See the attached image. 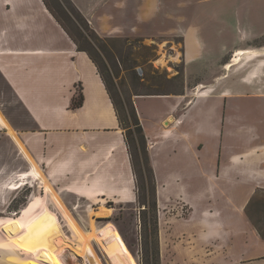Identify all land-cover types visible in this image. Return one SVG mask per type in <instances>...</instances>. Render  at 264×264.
Returning a JSON list of instances; mask_svg holds the SVG:
<instances>
[{"label":"crops","instance_id":"1","mask_svg":"<svg viewBox=\"0 0 264 264\" xmlns=\"http://www.w3.org/2000/svg\"><path fill=\"white\" fill-rule=\"evenodd\" d=\"M117 4L118 11H112L111 18L109 12L97 11L93 23L88 8L80 6V10L98 33L109 30L129 38H180L186 94L208 93L194 99L188 108L192 116L180 114L181 102L168 99H161L165 101L163 110L145 116L140 100L135 102L144 132L151 139V166L161 190L187 196L196 191L198 199L201 191H209L213 206H237L231 192L238 191L237 201L243 203L240 213L246 214L255 193L264 191V70H245L252 83L233 81L227 71L235 67L228 68L229 58L239 52H263L264 0H188L186 4L163 0L158 9L152 0H117ZM95 9L100 10L97 5ZM0 82L11 90L34 125L31 131L17 133L0 112V130L18 147L19 156L29 161L31 170L6 172L3 167L0 174L4 172L6 181L22 177L31 183L25 187L36 189L45 180L53 191L64 185L65 190L77 191L76 195L86 200L117 190L113 184H119L120 179L125 181L122 187L133 192L132 173L113 176L120 166L117 151L123 138L99 69L87 52L77 49L44 0H0ZM79 92L83 104L73 109ZM159 116L174 117V124L165 128ZM186 117L194 119V130L186 128ZM156 147L157 158L151 150ZM183 158L202 176L195 187L190 186L188 172L172 166V161L179 163ZM39 173L46 178H40ZM104 180L107 186H103ZM15 183L12 190L23 188ZM43 187L58 207L67 205ZM65 217L71 221L67 213ZM225 229L214 233L225 242L228 239L230 245L223 247V252L230 255L234 250V255L241 256L243 250L232 248V235ZM229 264L253 262L240 257ZM256 264H264V260Z\"/></svg>","mask_w":264,"mask_h":264},{"label":"rangeland","instance_id":"2","mask_svg":"<svg viewBox=\"0 0 264 264\" xmlns=\"http://www.w3.org/2000/svg\"><path fill=\"white\" fill-rule=\"evenodd\" d=\"M152 1L158 9L163 0ZM175 1L167 0L172 4ZM44 2L69 33L77 49L90 55L106 80L119 110L117 115L123 138L117 151L120 166L113 171V176L132 173L133 192L124 189L125 181L120 179L119 184H113L119 187L117 190H106L105 196L99 199H81L76 195L79 192H69L64 185L53 188L56 195L44 180L45 175L44 178L39 173L43 184L57 200L67 204L58 207L52 196L42 189L44 185L39 184L36 189L20 187L22 189L12 190L16 181H6L3 172L0 174V264H229L238 262L240 257L247 263H262L264 242L258 233L264 235V191L257 192L248 205L249 215L246 210V214H241L243 203L236 197L240 192H231L232 202L237 206L233 203L213 206L209 191H201L198 199L196 191L188 192L187 196L176 190H161L151 166V139L144 132L135 102L140 100L139 107L145 116L165 108V101L161 99L181 102L179 113L192 116L193 112L188 108L194 99L208 95L206 90L189 95L185 92L180 38L166 35L129 38L109 30L98 33L80 10V6L88 8L93 14V23L97 11H107L111 18L112 13L118 11L117 0ZM178 2L186 4L188 0ZM96 5L100 10L95 9ZM239 53L233 59L229 58V64ZM243 58L241 64L227 72L233 81L252 83L245 70L248 67L264 70V50L260 54L251 52ZM0 112L17 133L34 129L11 90L1 82ZM134 112L139 125H136ZM172 116H159L158 119L164 121L167 128L168 120L174 118ZM186 120L189 122L186 128L194 130V119L186 117ZM200 129L202 131L203 127ZM171 148L166 150L167 154L171 153ZM151 150L157 158V147ZM18 151V147L0 130V169L31 172L29 161L19 156ZM202 156L199 159L201 164ZM172 166L188 172L190 186L195 187V182L202 177L196 174L194 165L187 158L180 159L179 163L172 161ZM103 183L107 186L108 182L104 180ZM18 184L21 186L22 182ZM63 209L70 222L66 213L60 211ZM223 228L232 235V248L243 250L241 256L234 255V250L230 255L223 252L222 248L230 245L228 239L225 242L214 235Z\"/></svg>","mask_w":264,"mask_h":264},{"label":"trees","instance_id":"3","mask_svg":"<svg viewBox=\"0 0 264 264\" xmlns=\"http://www.w3.org/2000/svg\"><path fill=\"white\" fill-rule=\"evenodd\" d=\"M46 4V3H45ZM46 6H47V4H46ZM57 20V19H56ZM58 21V20H57ZM59 22V21H58ZM60 23V22H59ZM61 24V23H60ZM62 25V24H61ZM62 27L64 28V26L62 25ZM64 30L66 31V29L64 28ZM67 32V31H66ZM68 33V32H67ZM69 34V33H68ZM70 36V35H69ZM101 77L103 78V81H104V83H105V85H106V80L104 79V77L102 76V74H101ZM107 87V86H106ZM108 89V88H107ZM108 92H109V90H108ZM110 94V93H109ZM110 97H111V95H110ZM111 99H112V101H113V104H114V106H115V109H116V112H117V114H119V110L117 109V105H116V103H115V101H114V99L111 97ZM82 104H83V96H82V93L81 92H79V94H78V96L74 99V102H73V109H76V108H79V107H81L82 106ZM134 119H135V122H136V125H139V120L137 119V116H136V114H135V112H134ZM140 132H142V130H140ZM257 192H259V191H257ZM257 192L255 193V195L257 194ZM255 195H254V197H255ZM254 197H253V199H254ZM252 199V200H253ZM251 200V201H252ZM251 203V202H250ZM250 203H249V205H250ZM248 209H249V206H247V209H246V211H247V214L249 213L248 212ZM249 215V214H248ZM259 235L264 239V235L261 233V232H259Z\"/></svg>","mask_w":264,"mask_h":264},{"label":"bare ground","instance_id":"4","mask_svg":"<svg viewBox=\"0 0 264 264\" xmlns=\"http://www.w3.org/2000/svg\"><path fill=\"white\" fill-rule=\"evenodd\" d=\"M249 52V51H248ZM246 54V52H241L239 55H238V57H236V59L232 62V63H230L229 65H228V68H231L232 66H234V65H237V64H239L240 62H241V60H242V56H244ZM254 74V73H253ZM252 74V75H253ZM251 75V76H252ZM257 78H259V77H257ZM262 80V79H261ZM264 81V80H263ZM172 123H174V119L173 118H170L169 120H168V126L170 125V124H172ZM15 180H16V182L18 183V182H22V185L20 186V187H25V186H30V184L28 183V182H26V181H24V180H22V177L20 178V177H15ZM20 180V181H19ZM31 186H33L34 187V185H31Z\"/></svg>","mask_w":264,"mask_h":264},{"label":"built area","instance_id":"5","mask_svg":"<svg viewBox=\"0 0 264 264\" xmlns=\"http://www.w3.org/2000/svg\"><path fill=\"white\" fill-rule=\"evenodd\" d=\"M139 73L142 74L141 71H139Z\"/></svg>","mask_w":264,"mask_h":264}]
</instances>
